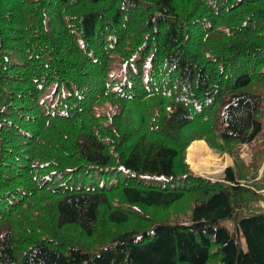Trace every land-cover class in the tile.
<instances>
[{"label":"trees","instance_id":"trees-1","mask_svg":"<svg viewBox=\"0 0 264 264\" xmlns=\"http://www.w3.org/2000/svg\"><path fill=\"white\" fill-rule=\"evenodd\" d=\"M263 163L264 0H0V264H264Z\"/></svg>","mask_w":264,"mask_h":264},{"label":"rangeland","instance_id":"rangeland-1","mask_svg":"<svg viewBox=\"0 0 264 264\" xmlns=\"http://www.w3.org/2000/svg\"><path fill=\"white\" fill-rule=\"evenodd\" d=\"M204 143V144H202ZM193 147H195L193 149ZM193 149V155L190 156V150ZM186 162L189 164L190 169L195 173L201 176H205L212 180H219L223 181L222 175L224 171V167L228 165V161H232L231 163L234 164L233 159L228 154H220L219 152L210 148L208 143L204 140H197L192 142L186 153ZM258 167V166H257ZM235 172L241 173L244 177L250 175L253 170H256V167L247 168L243 163L238 162L236 163ZM264 178V163L260 168L259 177ZM264 182V181H263ZM246 187L255 188V184H251L250 182H245ZM263 195V199L260 201L261 206L264 207V187L261 190ZM188 217V216H186ZM185 216H181L179 220L183 219L182 221H186ZM228 225V222H226Z\"/></svg>","mask_w":264,"mask_h":264},{"label":"bare ground","instance_id":"bare-ground-1","mask_svg":"<svg viewBox=\"0 0 264 264\" xmlns=\"http://www.w3.org/2000/svg\"><path fill=\"white\" fill-rule=\"evenodd\" d=\"M144 138H145V137H144ZM145 140H147V139H144V141H145ZM194 148H195V147H193V149H194ZM193 149L190 150V156H192V155L194 154V153H193ZM61 218H62V216H61ZM66 218H67V217H66ZM64 223H65V222H64ZM67 224H68V222H67Z\"/></svg>","mask_w":264,"mask_h":264},{"label":"crops","instance_id":"crops-1","mask_svg":"<svg viewBox=\"0 0 264 264\" xmlns=\"http://www.w3.org/2000/svg\"><path fill=\"white\" fill-rule=\"evenodd\" d=\"M202 144H204V143H202ZM205 145V144H204ZM225 156V155H224ZM232 162V161H231ZM230 161H228V165H226L225 167H224V169L226 168V167H228V166H232L233 164L231 163ZM208 177V176H207Z\"/></svg>","mask_w":264,"mask_h":264}]
</instances>
